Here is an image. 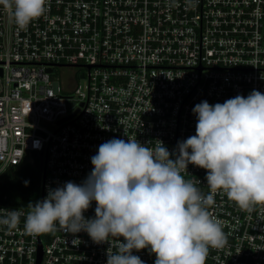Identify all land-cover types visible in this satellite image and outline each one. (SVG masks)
<instances>
[{"label":"built area","instance_id":"built-area-1","mask_svg":"<svg viewBox=\"0 0 264 264\" xmlns=\"http://www.w3.org/2000/svg\"><path fill=\"white\" fill-rule=\"evenodd\" d=\"M252 89L264 93V0H47L24 28L0 7V134L8 144L0 172L33 166L41 199L48 187L79 183L105 140L137 138L154 148L159 139L171 151L194 134V104ZM205 171L188 164L180 174L207 194ZM0 208L21 213L15 228L0 225V264H104L118 242L93 243L60 226L31 234L28 206ZM209 211L226 243L210 248L204 264H264V204L241 209L218 189ZM133 252L153 264L154 253Z\"/></svg>","mask_w":264,"mask_h":264},{"label":"clouds","instance_id":"clouds-1","mask_svg":"<svg viewBox=\"0 0 264 264\" xmlns=\"http://www.w3.org/2000/svg\"><path fill=\"white\" fill-rule=\"evenodd\" d=\"M46 3L0 0V7L24 28L45 12ZM191 112L194 134L178 139L171 151L159 139L154 148L129 137L100 143L79 183L48 187L43 198L28 203L25 230L38 235L60 226L65 233L83 231L97 244L112 237L118 242L114 251L106 249L104 264H146L133 252L142 248L155 254L153 264H204L210 248L226 243L209 211L215 192L224 190L245 210L264 204V93L252 89L212 104L202 99ZM7 147V134H0V154ZM24 147L25 140L17 161ZM188 164L206 170L207 194L180 174ZM93 201L94 215L86 217ZM20 215L16 208H0V225L15 228ZM79 242L76 236L71 241Z\"/></svg>","mask_w":264,"mask_h":264},{"label":"trees","instance_id":"trees-1","mask_svg":"<svg viewBox=\"0 0 264 264\" xmlns=\"http://www.w3.org/2000/svg\"><path fill=\"white\" fill-rule=\"evenodd\" d=\"M38 181V172L33 166L19 164L4 168L0 172V201L28 206L30 201L39 199Z\"/></svg>","mask_w":264,"mask_h":264},{"label":"rangeland","instance_id":"rangeland-1","mask_svg":"<svg viewBox=\"0 0 264 264\" xmlns=\"http://www.w3.org/2000/svg\"><path fill=\"white\" fill-rule=\"evenodd\" d=\"M62 73H60V76H62L63 74H64V72H66V70L65 69H62V70H60ZM63 78H65V77H63ZM67 79V78H66ZM58 80V79H57ZM68 80V79H67ZM76 81H75V83H76V86H79L80 88H82L83 87V85L85 84V79L83 78V77H77L76 79H75ZM59 81V80H58ZM56 85H57V82H54L53 83V87H54V89H55V87H56Z\"/></svg>","mask_w":264,"mask_h":264},{"label":"water","instance_id":"water-1","mask_svg":"<svg viewBox=\"0 0 264 264\" xmlns=\"http://www.w3.org/2000/svg\"><path fill=\"white\" fill-rule=\"evenodd\" d=\"M39 162H41V161H39ZM40 256V255H39Z\"/></svg>","mask_w":264,"mask_h":264}]
</instances>
